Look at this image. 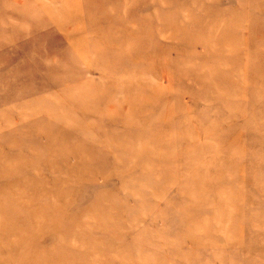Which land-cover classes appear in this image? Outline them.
I'll return each mask as SVG.
<instances>
[{
    "label": "rangeland",
    "instance_id": "rangeland-1",
    "mask_svg": "<svg viewBox=\"0 0 264 264\" xmlns=\"http://www.w3.org/2000/svg\"><path fill=\"white\" fill-rule=\"evenodd\" d=\"M0 264H264V0H0Z\"/></svg>",
    "mask_w": 264,
    "mask_h": 264
}]
</instances>
